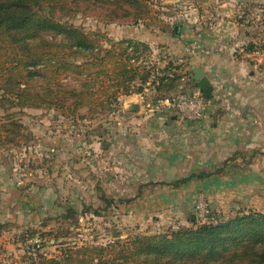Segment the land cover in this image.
Masks as SVG:
<instances>
[{"label": "crops", "instance_id": "1", "mask_svg": "<svg viewBox=\"0 0 264 264\" xmlns=\"http://www.w3.org/2000/svg\"><path fill=\"white\" fill-rule=\"evenodd\" d=\"M185 1L188 13L181 15L172 34L158 29L150 42L165 44L172 60H185L186 79L176 92L196 88L194 70L204 71L213 89L207 116L198 121L145 116L147 87L122 97V112L134 125L125 137L111 131L109 147L98 153L113 162L106 181L114 193L117 187L124 193L137 187L141 196L149 185L150 196L164 192L171 198L178 194L172 182L219 170L193 177L185 187L207 190L227 214L236 198L264 202V65L251 53L252 46L264 44V0ZM134 103L137 111L131 110ZM56 180L62 187V179ZM33 188L24 191L0 173V223L11 225L0 234V250L14 245L11 238L18 229L49 230L52 220L61 219V191L55 193L52 185Z\"/></svg>", "mask_w": 264, "mask_h": 264}, {"label": "rangeland", "instance_id": "2", "mask_svg": "<svg viewBox=\"0 0 264 264\" xmlns=\"http://www.w3.org/2000/svg\"><path fill=\"white\" fill-rule=\"evenodd\" d=\"M149 1L150 13L146 20L139 22H108L101 13L71 10L69 1L60 3L55 9L45 6V10L59 20L81 26L86 31H100L113 41L116 50L122 47L120 41L140 36L143 43L133 53L135 56L140 54L141 58L136 59L135 65L137 68L140 65V72L150 70L153 73L157 68L169 66L173 60L165 44L150 42V38L157 34L158 29L172 34L181 15L188 12L185 0ZM102 43L111 47L104 39ZM35 80V84L41 83L47 87L48 81L44 77ZM84 80V77L73 74L60 75L57 82L51 83L54 98L52 106L17 105L8 97H3L4 91L0 89V123L21 125L15 140L3 141L7 132L0 138V173L12 177L14 183L24 191L33 192L34 185H52L55 193L61 191L62 202H65L61 219L52 220L54 225L50 231L39 226H30L27 230L28 234L36 233L32 236L41 235L48 239L44 253H39L36 260L29 259L23 250L26 232L24 228L18 229L11 238L14 245H2L0 264H42L41 259L44 257L59 258L58 263L49 264H110L109 261L115 256L110 244L118 241L125 243L129 238L144 234L194 228L196 218L192 215L196 211V201L202 196L212 200L207 190L196 186L186 188L187 183L176 187L178 194L171 198L165 196L164 192L159 197L150 196L152 187L149 185L142 188L141 193L143 191L146 194L141 196L138 195L137 187L129 189V193L117 187L114 193L106 181L107 169L113 162L108 160L107 155L103 157L98 152H104L109 147L111 131L125 137L134 123H130L131 119L125 116L122 109L112 112L108 106L92 105L88 99L76 110L74 107L64 109L62 97L69 100L63 101L65 104L73 102V95L79 92V84ZM74 87L79 89L69 91ZM167 91V95L176 93L174 86ZM164 93L165 90L160 91V94ZM146 97L152 99L153 92L149 91ZM165 115L177 116L173 112ZM52 148L56 150L52 151ZM58 177L62 179V187L57 186ZM98 184H101L99 188ZM106 198L113 202L109 204ZM128 198L130 201H124ZM253 199L251 197L252 201H247L246 198H236V204H228L227 214L220 203L211 202L220 209L225 219H230L242 211L254 209L264 212V202ZM69 207H73L77 215L65 218ZM41 223L44 225V221ZM100 247H108L109 250L100 253ZM64 250L68 251V255L62 257L61 252Z\"/></svg>", "mask_w": 264, "mask_h": 264}, {"label": "trees", "instance_id": "3", "mask_svg": "<svg viewBox=\"0 0 264 264\" xmlns=\"http://www.w3.org/2000/svg\"><path fill=\"white\" fill-rule=\"evenodd\" d=\"M64 1L70 2L71 10L101 13L108 22H139L146 20L150 13L149 0H0V89L4 91L3 97L21 106H52L51 83L57 82L60 75L73 74L85 80L79 84V92L73 95V102L65 104L69 100L62 97L64 109L74 107L76 110L88 99L92 105L108 106L113 112L122 109L124 96L143 92L148 87L153 92L152 99L148 100L155 101L167 96L171 86L174 89L179 86L183 74H177V71L181 65L176 66L173 62L164 68L174 70L173 76L153 79L150 70L140 72V65L137 68L135 61L141 56L133 53L143 43L140 40L120 41L122 47L116 50L113 41L100 31H86L45 10V6L58 8ZM103 39L111 47L102 43ZM42 77L48 81L47 87L35 84V79ZM105 82L108 83L104 85ZM75 89L79 88L69 91ZM163 90L166 93L160 94ZM20 128V124L0 123V138L7 132L3 141L11 142L20 133ZM207 175L211 174L194 173L172 182V185L179 187L193 177ZM106 200L109 204L113 202L112 199ZM124 201H130V198ZM76 215L73 207L67 208L65 218ZM220 219L216 224L196 220L194 228L144 234L129 238L125 243L115 242L110 244L115 256L109 263L264 264V212L242 211L230 219L220 214ZM43 224L47 225L45 221ZM9 226V223H0V234ZM28 229L30 226L24 228L27 235L24 240L36 234H28ZM99 250L105 253L109 249L100 247ZM61 255L65 257L68 251H62ZM58 259L44 257L41 263H58Z\"/></svg>", "mask_w": 264, "mask_h": 264}, {"label": "built area", "instance_id": "4", "mask_svg": "<svg viewBox=\"0 0 264 264\" xmlns=\"http://www.w3.org/2000/svg\"><path fill=\"white\" fill-rule=\"evenodd\" d=\"M194 45H189V50H193ZM251 53L259 62L264 65V44L257 43L251 50ZM174 65H181L178 69L177 74H183L182 80L186 79L185 71V60L178 59L173 60ZM173 71L165 70L164 68H157L153 71L152 78L155 79L160 76H173ZM143 112L145 116L152 115H163L165 113H175L177 117L182 120L198 121L207 116L208 111L211 107L210 98H206L203 91L196 88H189L185 90H180L174 94L167 95L165 97L158 98L155 101L148 100L144 96L143 100ZM128 118V117H127ZM195 214L198 223H218L220 219V214L222 212L217 208L211 201L206 197H199L195 204ZM48 239L45 236L36 235L25 240L23 243V250L27 257L36 260L39 253H44L46 249ZM9 264V263H7Z\"/></svg>", "mask_w": 264, "mask_h": 264}, {"label": "water", "instance_id": "5", "mask_svg": "<svg viewBox=\"0 0 264 264\" xmlns=\"http://www.w3.org/2000/svg\"><path fill=\"white\" fill-rule=\"evenodd\" d=\"M194 80V85L203 91V94L206 98H210L213 90L212 86L210 85V81L205 77L204 71L199 67H196L194 70ZM138 108V105L134 103L131 107V110L137 111ZM192 217L196 218V214H193Z\"/></svg>", "mask_w": 264, "mask_h": 264}]
</instances>
